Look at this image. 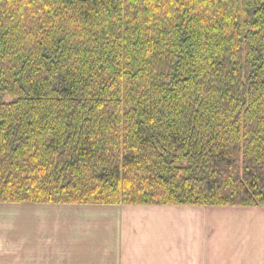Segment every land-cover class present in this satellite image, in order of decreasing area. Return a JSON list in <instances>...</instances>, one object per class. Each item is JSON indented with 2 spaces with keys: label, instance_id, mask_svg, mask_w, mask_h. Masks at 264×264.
Returning <instances> with one entry per match:
<instances>
[{
  "label": "trees",
  "instance_id": "16d2710c",
  "mask_svg": "<svg viewBox=\"0 0 264 264\" xmlns=\"http://www.w3.org/2000/svg\"><path fill=\"white\" fill-rule=\"evenodd\" d=\"M0 203L264 207V0H0Z\"/></svg>",
  "mask_w": 264,
  "mask_h": 264
},
{
  "label": "crops",
  "instance_id": "0c3cea01",
  "mask_svg": "<svg viewBox=\"0 0 264 264\" xmlns=\"http://www.w3.org/2000/svg\"><path fill=\"white\" fill-rule=\"evenodd\" d=\"M0 264H264V207L0 203Z\"/></svg>",
  "mask_w": 264,
  "mask_h": 264
},
{
  "label": "rangeland",
  "instance_id": "374dc122",
  "mask_svg": "<svg viewBox=\"0 0 264 264\" xmlns=\"http://www.w3.org/2000/svg\"><path fill=\"white\" fill-rule=\"evenodd\" d=\"M106 206H125V205H106ZM203 207H235V206H203Z\"/></svg>",
  "mask_w": 264,
  "mask_h": 264
}]
</instances>
